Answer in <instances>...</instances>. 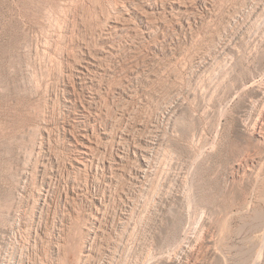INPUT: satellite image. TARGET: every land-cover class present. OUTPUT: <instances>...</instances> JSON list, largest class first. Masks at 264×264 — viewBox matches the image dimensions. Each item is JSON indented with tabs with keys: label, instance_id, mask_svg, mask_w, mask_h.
Here are the masks:
<instances>
[{
	"label": "rangeland",
	"instance_id": "374dc122",
	"mask_svg": "<svg viewBox=\"0 0 264 264\" xmlns=\"http://www.w3.org/2000/svg\"><path fill=\"white\" fill-rule=\"evenodd\" d=\"M263 39L264 0H0V264H264Z\"/></svg>",
	"mask_w": 264,
	"mask_h": 264
},
{
	"label": "bare ground",
	"instance_id": "6f19581e",
	"mask_svg": "<svg viewBox=\"0 0 264 264\" xmlns=\"http://www.w3.org/2000/svg\"><path fill=\"white\" fill-rule=\"evenodd\" d=\"M122 6V5H121ZM125 7V6H124ZM136 10V9H135ZM120 16V15H119ZM117 21V20H116ZM123 25V24H122ZM262 28V27H261ZM124 29V28H123ZM264 40V39H263ZM260 44V43H259ZM264 47V46H263ZM253 49V48H252ZM239 50V49H238ZM250 51V50H249ZM255 54V53H254ZM231 55H233V54H231ZM238 55H240V54H238ZM256 57H258L259 58V60H260V68L264 71V49L261 47L260 49H259V51H258V53H257V56ZM231 58V57H230ZM254 58H255V56H254ZM234 62V61H233ZM231 64V63H230ZM237 67V66H236ZM228 68V67H227ZM233 69V68H232ZM250 76V75H249ZM264 76V75H263ZM262 78H264V77H261L260 79H262ZM259 80V79H258ZM259 82V81H258ZM247 83L248 84H252V82L250 81V80H248L247 81ZM261 84V83H260ZM238 86V85H237ZM252 86V85H251ZM247 87V86H246ZM246 87L244 88L245 90H247L246 89ZM250 87V86H249ZM210 88V87H209ZM217 88V87H216ZM210 90V89H209ZM208 90V91H209ZM233 90V89H232ZM243 90V89H242ZM244 91V90H243ZM232 92V91H231ZM236 92V91H235ZM208 93V92H207ZM255 93H256V99H253L252 101H251V103H250V105H249V107L252 109V110H257L258 111V114L257 115H255L256 117H255V119H253L254 120V123H253V127H254V131L257 133V134H259V135H261L262 134V132H264L263 130H264V86H261V87H258L256 90H255ZM251 96V95H250ZM202 98V97H201ZM250 102V101H249ZM188 109V108H187ZM186 109V110H187ZM246 109V108H245ZM246 111H248V110H246ZM189 112V111H188ZM247 113V112H246ZM187 114V113H186ZM193 114H195V113H193ZM246 115V114H245ZM181 116V115H180ZM187 117V116H186ZM191 117V116H190ZM171 118V117H170ZM183 118V117H182ZM250 119V118H249ZM250 122V121H249ZM174 126V125H173ZM182 126V125H181ZM192 126V125H191ZM177 128V127H176ZM192 130V129H191ZM247 131V130H246ZM125 132V131H124ZM190 133V132H189ZM88 133H86V135H87ZM81 135H83V137L85 136L84 135V133L83 134H81ZM88 136H89V134H88ZM195 136V135H194ZM191 137V136H190ZM87 138V137H86ZM126 138V137H125ZM85 139V138H84ZM82 140V139H81ZM85 141V140H84ZM83 141V142H84ZM81 144V143H80ZM81 145H83V143L81 144ZM86 146V145H85ZM84 147V146H83ZM88 147V146H87ZM86 147V148H87ZM89 148V147H88ZM87 148V149H88ZM153 148V147H152ZM151 149V148H150ZM155 150V149H154ZM82 152H83V150H82ZM81 153V152H80ZM83 155H88V153H87V151H84L83 152ZM81 158V157H80ZM83 158H84V156H83ZM147 158V157H146ZM78 161H79V159H77ZM76 160V161H77ZM146 159H144V161H143V165L145 166V165H147L146 164V162L147 161H145ZM87 161V160H86ZM78 163H80L81 165L82 164H84V160L83 159H81V161H79ZM86 164V163H85ZM84 164V165H85ZM143 168V167H142ZM143 170L144 169H142V172H143ZM145 170H146V168H145ZM141 171V170H140ZM144 173V172H143ZM142 175V174H141ZM132 176V175H131ZM117 180V179H116ZM24 185V184H23ZM26 187V186H25ZM23 188V187H22ZM22 194V193H21ZM178 195V194H177ZM161 198V197H160ZM189 198H190V196H189ZM165 201V200H164ZM170 202V201H169ZM154 208V207H153ZM172 208V207H171ZM155 209V208H154ZM163 210V209H162ZM158 211V210H157ZM157 213V212H156ZM167 217V216H166ZM148 220V219H147ZM163 227V226H162ZM178 228V227H177ZM186 228V227H185ZM191 228V227H190ZM188 229V228H187ZM192 229V228H191ZM193 230V229H192ZM15 231V230H14ZM187 231V230H186ZM176 232V231H175ZM177 232H178V230H177ZM176 232V233H177ZM191 232V231H190ZM189 232V233H190ZM181 234V233H180ZM185 234V233H184ZM191 234V233H190ZM179 235V234H178ZM189 234H188V232H187V235H186V237H185V239L189 242V244H193L194 245V239H192V237L190 238L189 236H188ZM178 238V237H177ZM181 238V237H180ZM183 238V237H182ZM184 239V240H185ZM194 240V241H193ZM187 241H185L186 243H187ZM179 242V241H178ZM177 242V243H178ZM180 243V242H179ZM182 243H184L183 242V240H182ZM182 243H180L181 244V248H183L184 246H186V245H182ZM188 245V244H187ZM87 246V245H86ZM187 247V246H186ZM177 248H179V247H177ZM176 248V249H177ZM174 249H175V247H174ZM184 249V248H183ZM182 250V249H181ZM180 251V250H179ZM183 251H185V249L183 250ZM191 251V250H190ZM182 252V251H181ZM181 252H179V253H181ZM186 252V251H185ZM185 252H182V253H185ZM187 253V252H186ZM187 254H189V253H187ZM191 254V253H190ZM195 254V253H194ZM194 254L192 253L191 254V256H194ZM167 255V254H166ZM186 255V254H185ZM169 257V256H168ZM195 257V256H194ZM169 258H171V256L169 257Z\"/></svg>",
	"mask_w": 264,
	"mask_h": 264
}]
</instances>
